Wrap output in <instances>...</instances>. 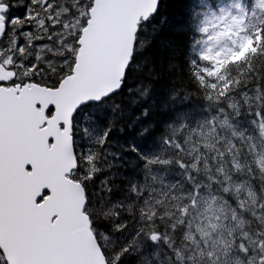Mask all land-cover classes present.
I'll list each match as a JSON object with an SVG mask.
<instances>
[{"label":"clouds","instance_id":"clouds-1","mask_svg":"<svg viewBox=\"0 0 264 264\" xmlns=\"http://www.w3.org/2000/svg\"><path fill=\"white\" fill-rule=\"evenodd\" d=\"M201 64L211 68L199 57L191 63L190 95L177 90L163 106L174 115L161 123L158 147L136 151L145 175L128 187L135 211L115 204L100 213L101 224L127 211L139 225L120 264L133 258L144 264L133 240H145L158 253L152 264H264V97L252 102L240 96L249 83L264 89V79L233 81L222 92L226 82L201 86ZM234 96L242 101L235 110ZM191 100L202 107L185 115ZM155 110L145 108L143 116ZM155 169L172 175L161 181ZM125 227L115 224L117 231Z\"/></svg>","mask_w":264,"mask_h":264},{"label":"water","instance_id":"water-1","mask_svg":"<svg viewBox=\"0 0 264 264\" xmlns=\"http://www.w3.org/2000/svg\"><path fill=\"white\" fill-rule=\"evenodd\" d=\"M112 6L107 14L99 15L100 10L91 12L89 44L78 61L81 82L62 97L51 120L45 118L44 110L56 104L60 92L48 95L47 101L39 91L26 88L20 94L24 102L14 103V92L0 90V243L5 237L15 238L32 264H101V249L90 230L88 217L83 214L84 191L80 185L61 181L76 168L70 147L71 116L85 99L104 97L121 87L131 63L140 20L146 21L156 12L155 0H114ZM0 75L6 76L7 72L0 68ZM29 101L32 111L27 107ZM36 105H41L42 111ZM46 122L48 128L39 130ZM59 124L64 125L60 135ZM41 136L47 145L39 153L41 170L56 180V199L45 201L44 206L53 216L60 210L64 213L63 226L55 233L43 232L40 217L27 206V200L34 202L48 183L16 174L18 157L33 151ZM49 136L59 147L48 148Z\"/></svg>","mask_w":264,"mask_h":264},{"label":"trees","instance_id":"trees-1","mask_svg":"<svg viewBox=\"0 0 264 264\" xmlns=\"http://www.w3.org/2000/svg\"><path fill=\"white\" fill-rule=\"evenodd\" d=\"M205 1L213 2V0H162L159 11L150 21V25L142 26L123 90L113 97L109 114L99 120L101 125H107L106 128L112 129L107 143L99 150V157L110 161L107 163L108 167L100 165V172L94 176L86 191L89 215L95 231H101L112 240H120V234L115 230L116 223L130 225L136 221L125 211L121 213L119 219L101 224L100 213L115 204H124L126 208L135 211L136 204L128 194V187L133 182H140L144 172L131 146L142 153L157 148L156 137L161 123L170 120L174 115L171 110H163V106L170 103V94L183 90L186 96L190 95L192 89L190 65L197 57L203 61L199 54L200 43L203 40L199 21L205 12ZM245 35L243 48L235 51L221 64L220 70L229 75L232 83L233 81L238 83L241 79L246 82L254 78L264 79V16L253 17L245 29ZM202 66L203 64L199 69H202ZM199 81L201 86L207 84L210 87L200 75ZM251 88L253 87L249 83L246 91ZM235 99L236 96L233 97V100ZM241 102L238 100L235 104L232 102L234 110L239 108ZM188 107L191 112L185 115L198 112L202 105L198 100H191ZM145 108L156 110L145 118L143 116ZM153 124L155 128L152 127ZM110 167L112 168L108 171ZM107 176L109 177L106 178ZM135 231L130 230V236ZM134 246L139 252L144 253L142 256L144 264L149 262L152 264L154 258L158 259V253L149 249L145 240L135 241ZM120 248L122 246L115 249V252ZM104 253L108 259L114 254L107 247H104ZM124 264H135V258L125 260Z\"/></svg>","mask_w":264,"mask_h":264},{"label":"snow or ice","instance_id":"snow-or-ice-1","mask_svg":"<svg viewBox=\"0 0 264 264\" xmlns=\"http://www.w3.org/2000/svg\"><path fill=\"white\" fill-rule=\"evenodd\" d=\"M58 8H60V5L56 3V0H0V13H3L4 20V30L0 32V41H8L6 47L0 48V68L5 69L7 72L6 76L0 75V90L14 92L16 94L12 97V102L14 103L24 102L23 97L20 96L23 89L28 87H48L47 84L41 83L45 79L41 73L43 63L41 56L36 54V49L42 42L59 39L62 35V30L69 27L67 23H61L60 12L57 11ZM158 8L159 0H155L153 12L158 10ZM13 9L17 10L16 13L10 14ZM74 9L75 4L71 9L66 7L64 11L69 15H74ZM79 23L80 29L77 30L73 37L74 47L69 50V54L76 50H79L80 53H85L89 44L87 33L92 20H85L81 17ZM60 43L64 44L65 40H60ZM40 51H43V47L40 48ZM79 60L80 57H73V60L68 65L67 75L60 76L53 84L51 90L58 91L61 95L57 97L55 105H49L44 110L45 115L48 117H52L60 106L62 97L80 84L82 74H77L81 69ZM108 95H111V93ZM16 97H20V100H17ZM104 99L106 97L85 99L82 105H77L71 116L73 138L76 116L79 114L80 108L89 104L98 106ZM27 107L29 111H32L30 101L27 102ZM111 130V127L105 129L99 137V144L107 143ZM85 131L87 130L85 129ZM47 141L48 144L59 147V145L54 144L53 137L49 136ZM46 148L44 137H39L33 151L21 154L18 157L16 174L28 180L46 181L48 183V186L42 189L34 202L30 198L27 200V206L40 217L41 230L43 232L55 233L63 226L64 213L63 210H60L53 216L50 209H46L44 206L45 201L56 199V180L45 176L40 167L39 153L46 150ZM131 150L134 152L138 151L134 146H131ZM91 159L92 157L89 156V160ZM29 160L31 163L28 162ZM72 179H75V177ZM152 239L155 240L157 237L153 235ZM132 243L135 244V240ZM129 250V246H123L119 251L114 252L111 259H108L101 250V264H120L122 255ZM0 264H32V262L26 258L25 248L15 238L8 236L0 243Z\"/></svg>","mask_w":264,"mask_h":264},{"label":"rangeland","instance_id":"rangeland-1","mask_svg":"<svg viewBox=\"0 0 264 264\" xmlns=\"http://www.w3.org/2000/svg\"><path fill=\"white\" fill-rule=\"evenodd\" d=\"M90 2H93V0H56V3L60 5V8L57 9V11L60 12V21L61 23H67L69 27L62 30V35L59 39H54L50 42H42L36 49V54L40 55L42 58L43 67L41 73H44L43 76L45 80H54L67 74L68 65L73 60V57H75V51L69 54V50L74 47V42L69 36L72 34L75 35L77 30L80 29L79 21L87 7L89 9ZM252 2L256 4L257 11L264 13V0H254ZM74 4V15H69L64 11L66 7L71 9ZM245 7H247V2L241 0H230L229 2H224V0H222L217 9H211V11L206 14L203 29L207 35V39L202 49V56L205 59H211L217 50L223 48L228 52L232 51L236 41L242 37L241 30ZM60 40H65V43L61 44ZM7 44L8 41L5 42L4 47H6ZM41 47H43L42 52L40 51ZM260 90V88H251L246 94L241 91L240 96H244L252 102H259L258 95H262L260 96V100L264 97V92ZM240 96H236V99H239V101H241ZM98 134H103V130L98 131ZM88 143L92 145L93 140H89ZM80 152L82 154V161L94 162L95 157H93L92 154H86L83 151ZM89 156L92 157L91 160H89ZM170 173L169 171H162L160 169H155L153 171V175L158 177L161 181L169 177ZM161 174H163L164 177H162ZM139 179H141V177H139ZM138 227L139 225L135 223L134 225H127L122 232L118 231L120 234L119 241L116 239L112 240L109 236L104 234V236L107 237L105 239V245L108 250L113 254L115 249L120 246L123 247L131 239L130 230H136Z\"/></svg>","mask_w":264,"mask_h":264},{"label":"bare ground","instance_id":"bare-ground-1","mask_svg":"<svg viewBox=\"0 0 264 264\" xmlns=\"http://www.w3.org/2000/svg\"><path fill=\"white\" fill-rule=\"evenodd\" d=\"M260 91H262V92H264V90H260ZM103 132H104V129H103ZM134 143V142H133ZM156 148L154 147L152 150H151V152L153 151V150H155ZM101 159V162H102V166H104V168L105 167H108V162L110 161V159H108V160H104V157H101L100 158ZM133 162V161H132ZM112 167H110L109 169H108V171L111 169ZM107 171V170H106ZM162 175V177H164V175L163 174H161ZM109 176H107L106 178H108ZM90 191V190H89ZM106 210V209H105ZM135 224V223H134ZM133 224V225H134ZM122 232V231H121Z\"/></svg>","mask_w":264,"mask_h":264},{"label":"flooded vegetation","instance_id":"flooded-vegetation-1","mask_svg":"<svg viewBox=\"0 0 264 264\" xmlns=\"http://www.w3.org/2000/svg\"><path fill=\"white\" fill-rule=\"evenodd\" d=\"M16 11H17V10L13 9V10H12V13H10V14H14V13H16Z\"/></svg>","mask_w":264,"mask_h":264}]
</instances>
